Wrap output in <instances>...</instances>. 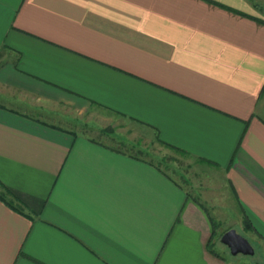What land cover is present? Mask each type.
<instances>
[{"label":"crops","instance_id":"crops-1","mask_svg":"<svg viewBox=\"0 0 264 264\" xmlns=\"http://www.w3.org/2000/svg\"><path fill=\"white\" fill-rule=\"evenodd\" d=\"M218 213L264 243V0H0V264H229Z\"/></svg>","mask_w":264,"mask_h":264},{"label":"rangeland","instance_id":"rangeland-1","mask_svg":"<svg viewBox=\"0 0 264 264\" xmlns=\"http://www.w3.org/2000/svg\"><path fill=\"white\" fill-rule=\"evenodd\" d=\"M99 135V134H97ZM100 136V135H99ZM144 139H147V137H143ZM151 139V137H148ZM149 139V140H150ZM146 147H140L139 149L137 147H126V146H117L114 144V146L120 150H124L126 152L132 153L134 155H138L147 161L151 162L155 166H157L160 170L164 171L176 181L183 184L186 188V191L190 194H194L193 188L190 186V179L194 180L195 176L196 178L199 177L198 167H196L195 161L188 157L187 155L178 153L176 151H173L171 149H168L162 145H160L155 139H151L149 144L146 143ZM216 173H210L209 175H205V184L213 185L215 186L216 192H219V190L224 191V184L222 180L219 181L215 177ZM201 176V175H200ZM202 178V177H199ZM217 203H221L224 205V197L220 195L218 198ZM238 213V212H237ZM224 214L226 213H218V216H214V222H215V231L211 238V242L213 244V249L216 253L222 255V257L229 262V264H264V243L258 242L259 239L256 238L255 234H250L249 231H245L247 229H242L235 223L237 222L236 213H231V218H228V222L224 221ZM239 214V213H238ZM237 214V215H238ZM226 228H233L238 234L243 236L248 240L250 245L253 248V254L249 256L244 255H230L228 252V249L226 246L221 244L219 242V236L226 230ZM248 234V235H247ZM252 237V239L250 238Z\"/></svg>","mask_w":264,"mask_h":264},{"label":"water","instance_id":"water-1","mask_svg":"<svg viewBox=\"0 0 264 264\" xmlns=\"http://www.w3.org/2000/svg\"><path fill=\"white\" fill-rule=\"evenodd\" d=\"M219 242L226 246L230 255L249 256L253 254V248L248 240L238 234L233 228L222 232L219 236Z\"/></svg>","mask_w":264,"mask_h":264},{"label":"trees","instance_id":"trees-1","mask_svg":"<svg viewBox=\"0 0 264 264\" xmlns=\"http://www.w3.org/2000/svg\"><path fill=\"white\" fill-rule=\"evenodd\" d=\"M157 167V166H156ZM158 168V167H157ZM159 169V168H158ZM213 236V235H212ZM212 236H210V239L208 240V242H207V248H208V250L210 251V252H212L214 255H216L215 253V251H214V249L212 248L213 247V244H212V242H211V238H212Z\"/></svg>","mask_w":264,"mask_h":264}]
</instances>
